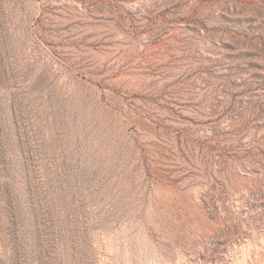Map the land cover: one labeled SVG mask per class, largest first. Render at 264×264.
Returning <instances> with one entry per match:
<instances>
[{
  "label": "rangeland",
  "instance_id": "1",
  "mask_svg": "<svg viewBox=\"0 0 264 264\" xmlns=\"http://www.w3.org/2000/svg\"><path fill=\"white\" fill-rule=\"evenodd\" d=\"M0 264H264V0H0Z\"/></svg>",
  "mask_w": 264,
  "mask_h": 264
}]
</instances>
